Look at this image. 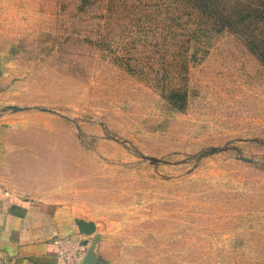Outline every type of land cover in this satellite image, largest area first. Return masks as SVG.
<instances>
[{
    "label": "rangeland",
    "instance_id": "1",
    "mask_svg": "<svg viewBox=\"0 0 264 264\" xmlns=\"http://www.w3.org/2000/svg\"><path fill=\"white\" fill-rule=\"evenodd\" d=\"M0 182L76 260L264 264V0H0Z\"/></svg>",
    "mask_w": 264,
    "mask_h": 264
},
{
    "label": "crops",
    "instance_id": "2",
    "mask_svg": "<svg viewBox=\"0 0 264 264\" xmlns=\"http://www.w3.org/2000/svg\"><path fill=\"white\" fill-rule=\"evenodd\" d=\"M57 211L0 182V264H82L85 241Z\"/></svg>",
    "mask_w": 264,
    "mask_h": 264
},
{
    "label": "water",
    "instance_id": "3",
    "mask_svg": "<svg viewBox=\"0 0 264 264\" xmlns=\"http://www.w3.org/2000/svg\"><path fill=\"white\" fill-rule=\"evenodd\" d=\"M74 223L77 226L80 234L90 235L91 233L95 231V225L92 222H86L82 219H75ZM82 264H91V261L88 255H86Z\"/></svg>",
    "mask_w": 264,
    "mask_h": 264
}]
</instances>
